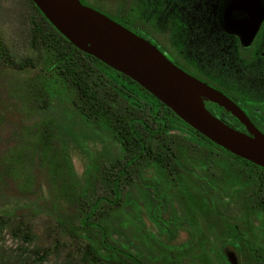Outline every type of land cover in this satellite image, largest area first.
I'll return each instance as SVG.
<instances>
[{
    "label": "trees",
    "instance_id": "16d2710c",
    "mask_svg": "<svg viewBox=\"0 0 264 264\" xmlns=\"http://www.w3.org/2000/svg\"><path fill=\"white\" fill-rule=\"evenodd\" d=\"M29 1L38 14L31 27L38 59L22 65L19 74L28 71L20 98L45 117L21 124L18 144L0 155V216H51L63 239L86 243L85 264L174 262L176 231L207 220L212 207L207 199L241 198V181L256 180L244 167L257 166L207 139L129 77L77 49ZM3 46L0 39L2 65L9 56ZM60 88L70 93L79 128L91 134L99 129L112 145L90 157L85 185L63 142L64 135L83 131L68 132L48 115ZM5 109L0 102V129ZM127 207L133 209L129 224L142 237H123ZM145 214L164 238L153 234Z\"/></svg>",
    "mask_w": 264,
    "mask_h": 264
},
{
    "label": "flooded vegetation",
    "instance_id": "af4514ba",
    "mask_svg": "<svg viewBox=\"0 0 264 264\" xmlns=\"http://www.w3.org/2000/svg\"><path fill=\"white\" fill-rule=\"evenodd\" d=\"M79 1L153 44L189 75L213 81L221 89L207 84L235 102L264 134V0ZM208 104L212 114L249 134L231 113ZM84 127L83 134L70 136L73 142L65 135L63 142L70 158L78 152L88 169L90 157L112 145L99 129L91 134ZM244 168L256 180L241 181V198L207 199L212 204L207 220L176 231L174 262L152 264H264V168ZM126 210L131 221L133 209Z\"/></svg>",
    "mask_w": 264,
    "mask_h": 264
},
{
    "label": "water",
    "instance_id": "95a60500",
    "mask_svg": "<svg viewBox=\"0 0 264 264\" xmlns=\"http://www.w3.org/2000/svg\"><path fill=\"white\" fill-rule=\"evenodd\" d=\"M32 1L77 49L138 83L213 143L264 168V134L225 94L189 75L153 44L79 0ZM207 103L231 113L249 134L212 114Z\"/></svg>",
    "mask_w": 264,
    "mask_h": 264
},
{
    "label": "rangeland",
    "instance_id": "374dc122",
    "mask_svg": "<svg viewBox=\"0 0 264 264\" xmlns=\"http://www.w3.org/2000/svg\"><path fill=\"white\" fill-rule=\"evenodd\" d=\"M37 16L29 0H0V39L9 55L6 56L8 63L0 64V102L6 107V119L0 129V155L4 154L7 148L18 144L16 135L20 138L21 124L31 126L45 117L44 114L36 115L28 110L20 98L21 80L28 71L23 68L25 75L21 76L19 72H22V65L29 67L38 59V54L31 46V27ZM205 81L221 89L213 81ZM57 96L59 98L51 102L52 107L49 108L51 110L48 115L55 116L61 128L68 132H77V123L81 125L82 122L71 110L70 93L60 88ZM65 136L74 141L72 136ZM54 144L60 146L57 141ZM72 154L75 173L83 182L87 171L85 159L78 152ZM130 222L127 221L128 224ZM147 223L153 230H157L149 220ZM128 226L125 224V229L129 231H126L123 237L133 239L136 230L131 224ZM61 234L57 222L48 215L30 216L23 213L14 217L0 216V264H85L82 251L86 243L80 241L76 244L63 239Z\"/></svg>",
    "mask_w": 264,
    "mask_h": 264
}]
</instances>
